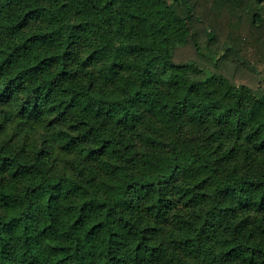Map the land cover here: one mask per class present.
Segmentation results:
<instances>
[{
  "label": "trees",
  "instance_id": "16d2710c",
  "mask_svg": "<svg viewBox=\"0 0 264 264\" xmlns=\"http://www.w3.org/2000/svg\"><path fill=\"white\" fill-rule=\"evenodd\" d=\"M250 42L264 0H0V264H264Z\"/></svg>",
  "mask_w": 264,
  "mask_h": 264
},
{
  "label": "rangeland",
  "instance_id": "374dc122",
  "mask_svg": "<svg viewBox=\"0 0 264 264\" xmlns=\"http://www.w3.org/2000/svg\"><path fill=\"white\" fill-rule=\"evenodd\" d=\"M196 16H198L199 18H203V13L202 10H197L195 13ZM202 21V20H201ZM203 24V23H202ZM228 29V28H227ZM227 29L224 28V33L226 34ZM222 30L219 34V44L221 45L223 44V42L225 41V38H223L224 34H221ZM239 35H241V32L238 33ZM221 35V37H220ZM191 51L188 48L187 49V53L186 51H183L180 53V57H185V55L190 56ZM241 57L247 61H249L253 66H255L257 68V72L255 73L253 70H251L252 75H250V73H245L240 79H237L238 81H242L245 80L246 82H248L249 84H251L254 87H257V83L259 79L262 80V85L260 86V88H264V45L263 44H257L255 43L254 45H251V42L247 45V47H245V50L241 52ZM253 78V81H249L247 78Z\"/></svg>",
  "mask_w": 264,
  "mask_h": 264
}]
</instances>
